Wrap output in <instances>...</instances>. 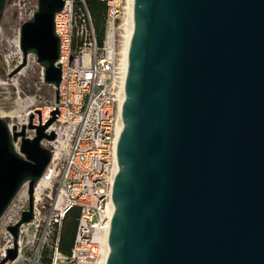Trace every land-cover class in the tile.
<instances>
[{"label":"water","instance_id":"obj_1","mask_svg":"<svg viewBox=\"0 0 264 264\" xmlns=\"http://www.w3.org/2000/svg\"><path fill=\"white\" fill-rule=\"evenodd\" d=\"M63 0H37L18 30L59 100ZM6 0H0V22ZM106 264H264V0H133ZM2 66V65H1ZM0 66V67H1ZM48 122L0 118V218L51 161ZM15 248L7 252L13 260Z\"/></svg>","mask_w":264,"mask_h":264},{"label":"built area","instance_id":"obj_2","mask_svg":"<svg viewBox=\"0 0 264 264\" xmlns=\"http://www.w3.org/2000/svg\"><path fill=\"white\" fill-rule=\"evenodd\" d=\"M86 1L63 0L61 12L54 17L59 40L57 65L61 70L59 100L55 103L53 99L32 113L33 127H38L49 120L52 111L57 112L46 131L54 134V140L41 142L50 151L51 161L39 180L43 183L33 188L32 218L18 227L16 240L8 228L17 225L28 211L26 185L0 218V263L8 251L16 250L15 258L3 264L107 261L117 171V122L126 77L120 33L130 0H98L105 6L101 43ZM36 10L37 0H6L5 11L16 22L17 47L19 27ZM73 210L77 211L74 239L69 253L63 254V224Z\"/></svg>","mask_w":264,"mask_h":264},{"label":"rangeland","instance_id":"obj_3","mask_svg":"<svg viewBox=\"0 0 264 264\" xmlns=\"http://www.w3.org/2000/svg\"><path fill=\"white\" fill-rule=\"evenodd\" d=\"M16 29V22L11 19L7 11H4L0 22V66L2 65L0 67L2 83L0 85V113L14 112V118L2 117V119L9 125L25 126L26 135H33L32 113L35 108L42 105L47 106L52 102L54 90L40 82L41 69L32 56L27 58V66L23 70L12 78H8L7 74L21 61L15 40Z\"/></svg>","mask_w":264,"mask_h":264},{"label":"trees","instance_id":"obj_4","mask_svg":"<svg viewBox=\"0 0 264 264\" xmlns=\"http://www.w3.org/2000/svg\"><path fill=\"white\" fill-rule=\"evenodd\" d=\"M87 8L91 14L95 33L97 35L98 42L101 43L104 37L105 24V6L98 0L86 1ZM77 211L73 210L67 216L63 224V230L60 240V251L63 254H68L73 243L74 233L77 225Z\"/></svg>","mask_w":264,"mask_h":264},{"label":"bare ground","instance_id":"obj_5","mask_svg":"<svg viewBox=\"0 0 264 264\" xmlns=\"http://www.w3.org/2000/svg\"><path fill=\"white\" fill-rule=\"evenodd\" d=\"M133 0H130L129 2V7L127 12L125 13V17L123 20V32L121 34L122 37V46H121V51L120 55L123 59V65H124V72L127 70V63H128V48H129V41H130V36H131V27L133 24ZM0 81V85H1ZM124 96V95H123ZM0 117H7V118H14L15 113L14 112H9V113H0ZM121 123H122V109L120 107L119 109V117H118V122H117V136H119L120 130H121ZM44 125V124H43ZM43 183L42 181H39V185ZM108 243V242H107ZM108 248V245L106 244V250Z\"/></svg>","mask_w":264,"mask_h":264}]
</instances>
